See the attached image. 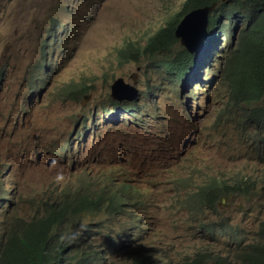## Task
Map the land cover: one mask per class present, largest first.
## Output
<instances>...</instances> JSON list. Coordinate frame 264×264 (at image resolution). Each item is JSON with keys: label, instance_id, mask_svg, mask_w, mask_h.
I'll list each match as a JSON object with an SVG mask.
<instances>
[{"label": "clouds", "instance_id": "obj_1", "mask_svg": "<svg viewBox=\"0 0 264 264\" xmlns=\"http://www.w3.org/2000/svg\"><path fill=\"white\" fill-rule=\"evenodd\" d=\"M186 6L177 14L175 24L171 21L170 26L159 28L144 43L127 42L115 55L121 65L140 59L151 60L156 73L168 77L174 90L188 86L197 90L198 93H192L194 100L204 94L196 87L203 90L205 81H209L205 90L206 108L209 103H216L209 111L213 120L207 130L196 129L192 127L198 124L196 117L182 107L183 114L190 115L179 122L184 128L177 152L211 139L215 146L208 148L207 153L212 161L195 162L193 160H199L196 152L188 153L183 161L189 173L166 175L174 194L170 198H174L176 207L186 217V232L192 231L202 242L197 256L190 258L183 252V247L171 255L170 244L164 249L154 242L149 246L144 244L143 235L152 228L150 212L157 207L160 198L159 193L156 198L151 195L157 178L148 169L149 165L140 162L130 143L119 135L102 131L99 126L126 127L131 122L147 126L163 124L167 120L156 100L154 90L157 87H152L148 80V84L146 80L138 81L140 70H136L128 81L115 75L109 84L107 105L76 119L74 132L70 134L68 125L63 131L54 127L52 134L43 133V137L27 149L23 147L26 129L21 117L19 131L22 135L17 145L22 149L14 156L8 152L0 153V213L2 204L9 207L8 214L0 216V257L4 256L2 245L5 249L15 238L13 230L27 229L34 224L48 236L51 252L46 264H231L232 259L236 264H250L251 258L264 261V62L258 61L260 57L254 53L251 41L246 36H239L242 26L238 28L237 22L234 24L233 19L224 16L212 23L210 16L217 3L192 9H186ZM205 7H212L206 22L201 23V17L195 20L192 17L189 22H194L186 30L187 43H184L177 34L179 25L187 15ZM70 12L75 20L74 11ZM60 24L61 32L69 34L66 22L59 23L55 15L44 27L53 40L52 55L59 57L64 54V50L57 52L60 40L57 27ZM75 25L73 21V36ZM163 28L174 29V39L169 47L154 55L145 53L143 49ZM193 35L195 39L190 42ZM66 39L64 37L63 42ZM176 44H180L181 49L173 51ZM243 52V59L235 60L236 55ZM39 55L40 59L33 67L35 85L31 86L32 78L29 80L30 89L38 90L27 92L31 101L37 94V100L41 99V78L48 84L54 70L59 68L58 61L53 65L48 62L51 51L47 40L41 42ZM215 66L221 87L230 91L220 108L223 94L217 91ZM210 70L212 73L208 72ZM41 71H44L43 76ZM8 80L7 69L0 65V93ZM138 83H144L143 88ZM93 88L94 85L85 80L72 81L54 92L61 101H79L87 99ZM175 96L188 108L199 104L184 101L188 94L175 92ZM29 107L32 108L29 105L25 113ZM121 113L130 118L128 123L122 121ZM206 115L207 112L202 117ZM146 126L141 129L148 133L150 131L144 129ZM238 150L243 157L233 162L230 154ZM111 155H114L113 159H108ZM214 160L224 163L218 171H213ZM126 163L130 164L128 173ZM65 169L67 173L61 175L62 184L49 182L54 171L63 174ZM16 177H19L18 183H15ZM137 178L141 181L136 182ZM25 185L28 187L21 198L37 197L33 203L35 209L28 216H13L12 210L16 207L14 190ZM239 197L251 202L250 217L245 212L228 213L224 208L226 201ZM1 225H4L2 232ZM214 235L215 242L223 241L226 245L222 254L214 250L216 244L210 240Z\"/></svg>", "mask_w": 264, "mask_h": 264}, {"label": "rangeland", "instance_id": "obj_2", "mask_svg": "<svg viewBox=\"0 0 264 264\" xmlns=\"http://www.w3.org/2000/svg\"><path fill=\"white\" fill-rule=\"evenodd\" d=\"M186 1L0 0V65L7 69L9 77L8 85L2 86L0 93V153L8 152L14 156L18 149H22L17 145L22 135L19 131L21 129L19 120L22 116L26 129L23 147L31 149L35 141L43 137V133L52 134L54 127L63 131L68 125V134L74 132L76 119L86 115L89 111L107 105L109 84L115 75L124 77L128 81L132 72L140 70L138 81L146 80L148 84V80L152 87H157L154 90L156 100L160 103L161 113H166L167 120L163 124L152 123L146 126L141 122L128 123L130 118L127 114L121 113L122 119H125L122 121L128 123L126 127L99 126L102 131L119 135L130 143L140 162L149 165L148 169L157 178L151 195L156 198L159 193L160 198L157 200V207L150 212L152 228L143 235L144 244L149 246L154 242L162 249L170 244L169 253L171 255L183 247V252L188 253L190 258L194 259L202 242L194 237L195 234L192 231L186 232L185 229L188 227L184 220L186 217L176 207L174 198H170L174 194L171 182L166 180V175L171 172H176L178 175L188 174L189 170L186 169L183 161L188 153L196 152L199 160H193L195 162L212 161L207 153L208 148L215 146L211 139H206L199 146L196 142L186 151L177 152L184 128L179 122H183L190 115L183 114V108L196 117L198 124L197 126L192 125L196 129L207 130L213 120L214 116L211 117L209 111L215 107L216 103H209L206 108L205 90L208 88L209 81H205L203 90L201 87H196L204 94L203 96L198 95L194 100L192 93L193 91L198 93L197 90H191L192 86L174 90V85L167 81L168 77L156 73L151 60L140 59L136 63L121 65L115 55L117 49L127 42L144 43L145 39L159 28L175 24L177 14L186 6ZM70 11H74L75 20H73V15H69ZM53 15L57 17L59 23L65 21L69 29V34L64 35L61 32L62 24L57 27V34L60 38L57 52L64 50L63 56L60 57L57 54L52 55L53 40L49 33H45L44 28ZM73 21L76 24L74 36L71 30ZM64 37L67 38L66 42H63ZM43 40H47L48 50L51 51L48 62L53 65L54 61H58L59 68L54 70L48 84L41 78L40 83L43 90L41 99L37 100V94L31 101L27 97V92L38 90L30 89L29 80L30 78L34 80L31 84L34 86L33 67L40 59V44ZM180 49V44L173 47V51ZM169 56L172 57L171 54ZM216 69L217 66L214 68L217 91L223 94L222 103L218 107L220 108L230 91L221 87L220 76ZM208 72L212 73V70ZM43 75L44 71H41V76ZM84 80L94 85L87 99L61 101L54 92L69 82ZM138 86L143 88L144 83H138ZM175 92L188 94V99L183 98V100L188 103H199L198 106L188 108L183 101L176 99ZM29 105L32 108L29 107L28 112L25 113ZM206 112L207 115L203 118ZM184 124L188 126L187 121ZM144 126H146L144 129L150 132H144L141 129ZM57 134H60V131ZM199 137L202 139V135ZM230 156L233 162L243 157L240 150L232 152ZM113 157L114 155H111L108 159H113ZM213 163V171H218L224 166L220 160H214ZM129 168L130 164L126 163L127 173ZM62 173L54 171L53 178L49 182L62 184L61 175H65L67 170L65 169ZM135 180L136 182L141 181L140 178ZM18 182L19 177H16L15 183ZM27 187L25 185L14 190L16 207L12 210L13 216L15 214L28 216L35 209L33 203L37 197L29 200L26 196L25 199L21 198ZM2 206L1 217L7 215L9 210L6 204ZM224 208L232 214L245 212L248 217L252 214L251 202L242 197L226 201ZM3 230L4 225H1V232ZM249 235L253 237L250 233ZM214 237L215 235L210 237V240L216 244L214 250L220 254L224 253L225 243L215 242ZM233 261L232 259L231 264Z\"/></svg>", "mask_w": 264, "mask_h": 264}, {"label": "trees", "instance_id": "obj_3", "mask_svg": "<svg viewBox=\"0 0 264 264\" xmlns=\"http://www.w3.org/2000/svg\"><path fill=\"white\" fill-rule=\"evenodd\" d=\"M217 3L215 10L211 13L212 23L227 18L237 22L238 28L242 26L239 36H246L251 41L254 53L260 57L258 61L264 62V0H190L186 9L212 5ZM236 29V27H235ZM174 39V29L166 28L157 32V35L143 49L145 53L154 55L165 51ZM245 52L236 55L235 60H241ZM180 68L177 63L173 64ZM15 238L9 246L2 245L0 264H46L50 255V243L47 233L31 224L29 228L13 230ZM28 247V249H27ZM250 264H264V261L251 258Z\"/></svg>", "mask_w": 264, "mask_h": 264}, {"label": "water", "instance_id": "obj_4", "mask_svg": "<svg viewBox=\"0 0 264 264\" xmlns=\"http://www.w3.org/2000/svg\"><path fill=\"white\" fill-rule=\"evenodd\" d=\"M212 7H205V8H202V9H197L195 10L194 12L190 13L189 15L186 16V18L181 22V24L179 25V28L177 30V34L178 36H181L182 37V41L184 43H187V40H186V30L192 26L191 24H193L194 21H190L189 20L192 18V20H195L197 17H201L202 18V21L201 23H204L206 21H204L207 17V14L209 12V10L211 9ZM195 39V36L193 35L192 38L190 39V42H192L193 40Z\"/></svg>", "mask_w": 264, "mask_h": 264}, {"label": "bare ground", "instance_id": "obj_5", "mask_svg": "<svg viewBox=\"0 0 264 264\" xmlns=\"http://www.w3.org/2000/svg\"><path fill=\"white\" fill-rule=\"evenodd\" d=\"M122 120H125V119H122ZM119 122H122V121H119Z\"/></svg>", "mask_w": 264, "mask_h": 264}]
</instances>
